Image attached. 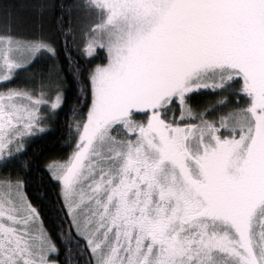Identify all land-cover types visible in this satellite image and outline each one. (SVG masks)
<instances>
[{
	"label": "snow or ice",
	"instance_id": "obj_1",
	"mask_svg": "<svg viewBox=\"0 0 264 264\" xmlns=\"http://www.w3.org/2000/svg\"><path fill=\"white\" fill-rule=\"evenodd\" d=\"M28 7L55 26L0 3V264H264V0Z\"/></svg>",
	"mask_w": 264,
	"mask_h": 264
},
{
	"label": "trees",
	"instance_id": "obj_2",
	"mask_svg": "<svg viewBox=\"0 0 264 264\" xmlns=\"http://www.w3.org/2000/svg\"><path fill=\"white\" fill-rule=\"evenodd\" d=\"M31 0H0V3L15 5L17 8V28L22 32L38 31L41 24L45 28H52L55 26V20L53 17H47L41 20L36 13H34L29 7ZM57 3L71 4L72 0H56ZM42 65H37L36 69L39 70ZM21 75H24L23 73ZM15 86V84L10 85Z\"/></svg>",
	"mask_w": 264,
	"mask_h": 264
},
{
	"label": "rangeland",
	"instance_id": "obj_3",
	"mask_svg": "<svg viewBox=\"0 0 264 264\" xmlns=\"http://www.w3.org/2000/svg\"><path fill=\"white\" fill-rule=\"evenodd\" d=\"M0 63H2V60H0Z\"/></svg>",
	"mask_w": 264,
	"mask_h": 264
}]
</instances>
